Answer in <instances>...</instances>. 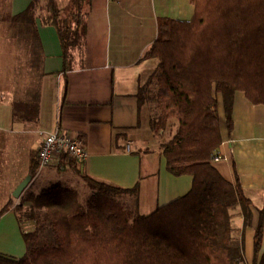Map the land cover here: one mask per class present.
Masks as SVG:
<instances>
[{
    "label": "crops",
    "instance_id": "0c3cea01",
    "mask_svg": "<svg viewBox=\"0 0 264 264\" xmlns=\"http://www.w3.org/2000/svg\"><path fill=\"white\" fill-rule=\"evenodd\" d=\"M56 1L64 7L71 0L66 5ZM46 3L0 0V255L14 259L25 255L23 233L34 227L18 213L26 207L24 199L55 182L85 189L81 175H86L122 189L136 187V194L120 197L126 207L129 196L136 197L134 215H148L191 187V177L169 173L162 148L154 149L157 137L150 123L156 106L150 107L148 96L158 61L143 57L156 38L157 20H191L193 0H88L84 40L72 51L66 72L57 33L45 23ZM31 4L33 23L15 21ZM19 104H37V115L32 110L27 120L24 111H30ZM218 113L222 137L218 152L224 158L213 165L230 183L236 173L251 202L249 226H244L238 205L229 214L231 238L241 246L242 260L237 264H253V234L258 210L264 209V107L236 92L230 135L220 98ZM56 131L76 135L86 160L63 170L52 165L31 175L41 136ZM127 143L133 152L125 151ZM28 175L30 182L15 199L13 191Z\"/></svg>",
    "mask_w": 264,
    "mask_h": 264
},
{
    "label": "trees",
    "instance_id": "16d2710c",
    "mask_svg": "<svg viewBox=\"0 0 264 264\" xmlns=\"http://www.w3.org/2000/svg\"><path fill=\"white\" fill-rule=\"evenodd\" d=\"M193 4L189 21L157 20L156 38L143 57L158 61L149 80L157 89L150 129L159 135L174 125L161 143V154L169 173L191 177L189 191L148 215H133L120 197L136 194V187L122 189L81 175L91 192L83 207L77 190L55 182L24 199L27 218L34 223L32 231L23 233L25 255L19 259L0 255V264L241 262V246L231 238L229 210L238 205L244 226H249L251 202L236 173L234 182H228L212 159L222 143L218 99L229 135L236 92L264 107V0H193ZM88 7V0H71L64 7L47 0L45 23L57 33L63 72L71 69L72 51L84 40ZM33 15L31 4L14 20L33 23ZM143 102L141 95L139 103ZM19 106L30 111H24L27 120L32 110L37 115V104ZM60 163L76 165L66 158ZM37 170L36 154L31 175ZM6 211L7 207L1 214ZM258 215L253 264H264L263 208ZM48 234L52 241L46 240Z\"/></svg>",
    "mask_w": 264,
    "mask_h": 264
},
{
    "label": "built area",
    "instance_id": "2783aa9c",
    "mask_svg": "<svg viewBox=\"0 0 264 264\" xmlns=\"http://www.w3.org/2000/svg\"><path fill=\"white\" fill-rule=\"evenodd\" d=\"M133 145L127 143L125 151L133 152ZM73 160L77 165L82 164L87 153L81 145L78 137L64 131H56L44 134L40 138V145L37 150L38 170L45 169L55 165L59 170H63L65 166L61 165V159ZM223 156L219 152L213 155V163L223 160Z\"/></svg>",
    "mask_w": 264,
    "mask_h": 264
},
{
    "label": "rangeland",
    "instance_id": "374dc122",
    "mask_svg": "<svg viewBox=\"0 0 264 264\" xmlns=\"http://www.w3.org/2000/svg\"><path fill=\"white\" fill-rule=\"evenodd\" d=\"M66 3H68V0H62L60 2L61 5H66ZM157 89L154 85L150 86L149 88V105L151 108H153L155 110V106H156V103L153 99H151L152 97H154L153 95L156 93ZM152 110V112L154 111ZM156 111V110H155ZM156 115V113H154ZM169 131H173L174 130V126L173 125H169L166 132H161V134L159 135H156L157 139H154V141H157L156 143H154L153 141V145H154V149H156V151L160 150L161 148V143H163L168 137H169ZM147 172V171H146ZM146 172L144 171L143 172V176H146ZM79 186V185H78ZM73 187L78 191L79 193V201L81 203V205L83 207H85L86 205V201L87 199L89 198V195H90V190L88 188H86L84 186L85 189H80V187H77V184L76 183H73ZM129 204L127 205V209L129 210V212L131 214L134 215V208H135V204L134 202L136 201V197L134 196H129ZM19 215L21 216L22 219H26L28 214L30 213L29 212V209L27 207L23 208L22 210H20L19 212ZM47 241H52V236L50 234H48V238L46 239Z\"/></svg>",
    "mask_w": 264,
    "mask_h": 264
},
{
    "label": "water",
    "instance_id": "95a60500",
    "mask_svg": "<svg viewBox=\"0 0 264 264\" xmlns=\"http://www.w3.org/2000/svg\"><path fill=\"white\" fill-rule=\"evenodd\" d=\"M30 180H31V175H28L18 184V186L15 188V190L13 191V194H12V196L15 199H17L20 196V194L23 192V190L27 187Z\"/></svg>",
    "mask_w": 264,
    "mask_h": 264
}]
</instances>
